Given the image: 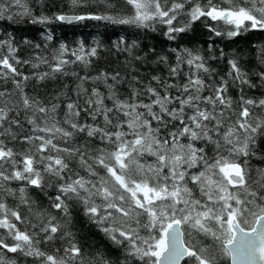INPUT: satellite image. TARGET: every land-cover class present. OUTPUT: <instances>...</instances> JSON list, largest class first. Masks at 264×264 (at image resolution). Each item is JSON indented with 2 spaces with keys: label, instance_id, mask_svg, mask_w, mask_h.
<instances>
[{
  "label": "snow or ice",
  "instance_id": "obj_1",
  "mask_svg": "<svg viewBox=\"0 0 264 264\" xmlns=\"http://www.w3.org/2000/svg\"><path fill=\"white\" fill-rule=\"evenodd\" d=\"M0 20L41 26L0 31V264H264V43L215 39L264 32V0H0ZM85 21L164 40L53 44Z\"/></svg>",
  "mask_w": 264,
  "mask_h": 264
},
{
  "label": "trees",
  "instance_id": "obj_2",
  "mask_svg": "<svg viewBox=\"0 0 264 264\" xmlns=\"http://www.w3.org/2000/svg\"><path fill=\"white\" fill-rule=\"evenodd\" d=\"M59 3V0H57ZM103 11V9H100ZM41 26H32L28 24H12L10 21L0 20V31L7 29L9 32H13L17 37L27 36L31 38L35 33L36 29ZM197 30L190 32L184 38V42L188 43V46L195 45L196 47L204 48L206 47L205 41L208 40L207 30L203 25L194 26ZM55 37L56 40L53 41V44L58 42L68 43L70 47L75 46L76 42L84 41L86 44L93 43L94 40L99 39L105 46H110L112 40H114L119 35H125L128 38L135 39L137 35L140 37V43L143 44H157L159 45L163 42L164 38L160 34V26L157 27L156 32H145L142 29H137L132 26H120V25H111L101 21H85L72 25H61L55 28ZM38 36V40H39ZM217 47H222L225 51H231V48H241L245 52L252 46L264 43V32H249L244 35L243 38H237L236 43L228 47L230 44L227 40H221L220 38H215ZM191 41V43H189ZM179 42V41H178ZM52 45H49L51 47ZM104 57L100 61L99 67H103L106 63H111L115 58L114 56L109 55L108 52L102 53ZM27 71V69H25ZM223 70V69H222ZM235 95V92L232 93ZM256 94H259L258 92ZM254 164L261 163L260 161L253 160ZM83 227V224L80 225ZM97 243L100 244V240L97 237ZM101 247L103 245L101 244ZM11 255V254H10ZM113 260H115V255H113ZM27 264V262H26Z\"/></svg>",
  "mask_w": 264,
  "mask_h": 264
}]
</instances>
